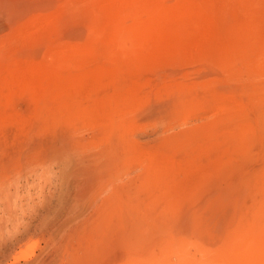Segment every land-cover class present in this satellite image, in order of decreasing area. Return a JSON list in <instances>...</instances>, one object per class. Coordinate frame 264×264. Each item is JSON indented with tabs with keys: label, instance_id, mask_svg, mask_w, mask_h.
Returning a JSON list of instances; mask_svg holds the SVG:
<instances>
[{
	"label": "rangeland",
	"instance_id": "rangeland-1",
	"mask_svg": "<svg viewBox=\"0 0 264 264\" xmlns=\"http://www.w3.org/2000/svg\"><path fill=\"white\" fill-rule=\"evenodd\" d=\"M94 260L264 264V0H0V264Z\"/></svg>",
	"mask_w": 264,
	"mask_h": 264
},
{
	"label": "bare ground",
	"instance_id": "bare-ground-1",
	"mask_svg": "<svg viewBox=\"0 0 264 264\" xmlns=\"http://www.w3.org/2000/svg\"><path fill=\"white\" fill-rule=\"evenodd\" d=\"M118 245H119V244H118ZM96 248H97V247L95 246L92 255H93L94 259H96L97 261H99V251H98L99 249H96ZM100 249H103V248L101 247ZM95 250H97V251H95ZM177 255H178V254H177ZM75 256H76V254H75ZM69 257H70V256H69ZM74 258H75V257H73V259H74ZM74 260H76V259H74ZM77 260H78V259H77ZM71 261H72V259H71ZM94 261H95V260H94ZM97 261H95L94 263H95V264L98 263ZM100 261H101V260H100ZM72 262H73V261H72ZM74 263H78V264H79V263H81V262H80V261H79V262H77V261L75 262V261H74ZM86 263H88V262H86ZM86 263H85V264H86ZM89 263H91V262H89ZM89 263H88V264H89ZM94 263H92V264H94ZM72 264H73V263H72ZM81 264H82V263H81ZM99 264H100V263H99Z\"/></svg>",
	"mask_w": 264,
	"mask_h": 264
}]
</instances>
